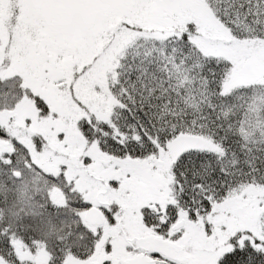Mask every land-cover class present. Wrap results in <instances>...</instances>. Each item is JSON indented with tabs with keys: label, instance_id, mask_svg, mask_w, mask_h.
Here are the masks:
<instances>
[{
	"label": "snow or ice",
	"instance_id": "obj_1",
	"mask_svg": "<svg viewBox=\"0 0 264 264\" xmlns=\"http://www.w3.org/2000/svg\"><path fill=\"white\" fill-rule=\"evenodd\" d=\"M0 264H264V0H0Z\"/></svg>",
	"mask_w": 264,
	"mask_h": 264
}]
</instances>
